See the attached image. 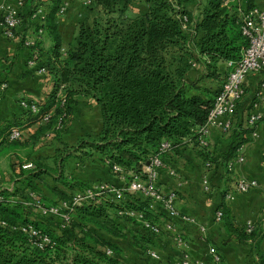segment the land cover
<instances>
[{"label":"trees","instance_id":"trees-1","mask_svg":"<svg viewBox=\"0 0 264 264\" xmlns=\"http://www.w3.org/2000/svg\"><path fill=\"white\" fill-rule=\"evenodd\" d=\"M130 1L89 0L84 6L89 18L76 23L75 33L63 50L55 16L60 0L40 4L45 8L36 21L31 15L40 5L35 2L28 10L20 44L27 40L23 38L25 30L31 29L35 38L26 46L30 51L27 60L32 59L36 67H43L49 87L42 99L26 98L36 106V112L18 105L19 118L0 123V145L19 148L22 144L19 138L7 141L5 134L12 127L20 131L36 125L33 133L57 136L50 159L54 167L51 170L40 158L29 161L32 167L27 169L21 168V164L16 168L9 164L11 185L0 186V220L8 225H29L46 235L52 244L36 247L27 242L24 234L0 225V264H121L115 255V244L90 226L119 232L123 229L122 222L112 217L133 222L116 214L121 208L143 210L150 221L163 215L147 210L140 196L124 192L120 204L75 206L71 219L61 228L57 217L41 216L24 204L26 190L34 192L47 205L67 199L75 188L87 186L76 177L61 175L63 164L71 157L77 161L99 160L108 170L116 165L119 173L129 179L127 173L143 175L141 167L156 152L161 139L171 141V151L189 144L203 162L224 169L227 161L235 156V150L250 140L253 127L238 121L219 154L198 148L196 129L204 123L219 88L200 85L198 80L186 77L187 71L198 64L199 78L222 79L224 69L219 63L240 57L246 39L239 29L236 4L223 3V0H137L144 4L143 10H139L131 7ZM190 3L196 4L197 14L186 8ZM250 3L251 0H244L242 6L248 8ZM181 16L190 24L191 35L180 27ZM38 30L49 40L46 60L38 50L41 46ZM79 96L90 98L96 105L99 129L94 136L82 134L68 144L58 134ZM45 114L47 121L40 124ZM57 123L61 125L59 129ZM53 170L56 174H50ZM45 175H51L63 187L62 190L54 183L50 186L55 192L51 202H45L38 192L39 181ZM217 207L228 238L232 235L238 241L249 240L258 264H264V254L257 249L258 238L253 231L246 233L235 227L227 208L222 203ZM144 232H139L138 237L148 243L151 234ZM104 247L114 254H105Z\"/></svg>","mask_w":264,"mask_h":264},{"label":"crops","instance_id":"crops-1","mask_svg":"<svg viewBox=\"0 0 264 264\" xmlns=\"http://www.w3.org/2000/svg\"><path fill=\"white\" fill-rule=\"evenodd\" d=\"M263 1L251 0L250 7L260 6ZM243 2L244 0H224V3L227 4H243ZM34 3L35 0H24L22 6L18 8L22 21L13 31L12 37H5L0 28V83H6V89L0 95V123L19 118L20 108L17 102L20 98L42 99L44 92L49 87L47 79L44 78L45 75L36 73L35 63L28 65L27 57L30 51L23 43L20 44L21 29L24 28L28 10ZM139 5V10H143L144 4L140 3ZM195 5L193 3L186 5L193 15L197 14ZM5 6L13 7L14 0H0V20ZM44 8V6L39 8L41 13L44 12ZM80 16L81 0H69L63 16L56 19L60 43L63 36L60 31L72 27ZM38 18L39 15L32 17L35 21ZM31 32L29 28L25 30L23 38L33 37L34 33ZM38 37L42 45L48 40L44 33ZM65 47L61 45L62 50ZM219 64L224 69V63L220 62ZM191 72L195 73L196 71L189 70L186 75ZM243 89V96L237 103L232 118L233 126L238 121L245 120L248 114L254 110L260 112L264 118V70L249 74L244 79ZM81 99L94 104L90 98L79 96V100ZM98 125L99 121L96 124L99 129ZM254 127L255 135L240 146L243 154L242 162L235 164L232 170L227 173L220 165L212 164L209 168H203L201 159L193 153L189 144L180 145L162 157L163 166L159 168L157 178L159 190L162 193L173 192L176 209L205 227L206 235L202 239L198 236L195 225L174 221L188 242L189 255L199 259L202 264H214L207 251L209 246H214L220 255L221 264H258L256 254L250 248L249 240L238 241L232 235L228 238L221 221L214 219L213 214L216 209H219L217 207L219 203L227 208L235 227L242 228L246 220L252 222V231L258 238L257 249L261 254H264V189L261 186L250 188L246 192L236 193L230 201L221 198V195L231 187L237 177L252 179L259 184L264 182V124L258 122ZM35 128L36 125H30L20 131L29 134ZM229 136L230 134L227 132L221 133L210 129L209 151L219 154ZM66 165H70V163H66ZM75 165L78 167L73 176L83 182H97L98 179H103L117 186L121 185L116 176L111 174L106 165L99 160L77 161L75 159ZM170 169L174 170L175 175L168 173ZM203 176L207 179V191H203L201 188ZM7 179L9 180V178ZM163 217L165 216L161 215L157 220L162 221ZM148 238L150 242H142V244L148 246V249L154 250L158 254V260H152L146 255L143 248L134 246L132 241L127 239L123 250L118 253L120 262L123 264H172L179 257L168 235L162 233L151 235ZM227 239L229 241L223 243Z\"/></svg>","mask_w":264,"mask_h":264},{"label":"built area","instance_id":"built-area-1","mask_svg":"<svg viewBox=\"0 0 264 264\" xmlns=\"http://www.w3.org/2000/svg\"><path fill=\"white\" fill-rule=\"evenodd\" d=\"M137 3V0H133ZM69 0H60L56 18L63 16L67 10ZM89 0H81V5L86 6ZM224 3V0H223ZM23 4V0H14V6H5L2 10L0 28L5 37H12L13 31L21 24L18 8ZM236 10L239 20V29L241 35L246 39V45L241 51L240 57L235 60L224 61V77L219 87L218 92L214 95L210 109L204 123L196 129V142L200 149L209 151L208 135L210 129H215L221 133L229 132L233 127L232 118L235 108L241 97L243 96V82L244 79L252 73H257L264 70V1L260 6H252L244 8L242 3L236 4ZM41 15V11L37 9L31 17ZM180 27L187 34H192L190 24L186 22V18L181 16L178 18ZM39 34L41 31L38 30ZM27 38L24 45H31L33 39ZM28 65L34 64L32 59L27 60ZM191 66H195L191 63ZM36 73L44 75V69L41 66L35 68ZM6 89V83H0V95ZM63 99L61 100V103ZM18 105L21 108H28L31 113L37 111L33 102H28L26 98L18 100ZM48 115H43L39 121L43 124L47 121ZM260 120L264 124V118L260 112L254 110L248 114L245 123L251 127ZM61 125L57 123L56 128L59 129ZM254 131L251 136H254ZM20 137V131L17 128H10L5 134V140H16ZM172 150L171 141L169 139H161L157 146L155 153L150 154L145 163L141 167L142 176L127 173L130 176L126 179V174H120V168L116 165H111L109 172L116 176L121 182V185H115L105 181H97L87 186L73 189L67 199H58L53 204H44L38 195L34 192L26 190V201L24 204L33 208L39 215H51L58 218L60 227H64L70 220L71 214L75 206L84 204L104 205L106 202L120 204L124 198V192L128 194H136L140 196L145 202V208L151 212H161L164 219L162 221H150L145 217L143 210H136L131 208H121L116 211L118 216H125L137 223L139 227L152 235H159L164 233L172 240L173 246L179 254V257L172 264H202L197 258H192L188 253V242L184 235L178 228V223L193 224L196 227L197 234L201 237L205 234V227L195 222V220L185 214H181L174 205L175 194L173 192L162 193L158 188L157 178L158 170L163 166L162 156L170 153ZM243 154L238 147L235 150V156L226 163V170L231 171L235 164L242 162ZM211 165L208 162H203V168H209ZM30 162L22 163L21 168H31ZM170 175H175L174 170H168ZM261 186L264 189V182L259 184L255 180L237 177L231 187L224 192L223 199L230 201L236 193L246 192L250 188ZM201 188L203 191L208 190L207 179L205 176L201 178ZM15 199H18L15 197ZM214 219L220 220L221 210L214 211ZM0 225H7L11 230L19 231L26 236L28 243L41 247V244H52L50 239L41 234L38 230L29 225L12 224L8 225L0 220ZM242 229L246 233L253 230L252 222L246 220ZM208 254L214 264H221L220 255L209 246ZM105 254H112V250L104 248ZM146 255L152 260H158V254L151 249L145 251Z\"/></svg>","mask_w":264,"mask_h":264},{"label":"rangeland","instance_id":"rangeland-1","mask_svg":"<svg viewBox=\"0 0 264 264\" xmlns=\"http://www.w3.org/2000/svg\"><path fill=\"white\" fill-rule=\"evenodd\" d=\"M45 1L47 0H35L37 5L43 4ZM139 4L140 3H136L133 0H131L129 5L131 7H134L135 9H139L140 7ZM40 7H42V5H40L39 8ZM89 16L90 14L87 8L81 5V16L75 20L74 22L75 24L72 27H68V28H65L63 31H60V33L63 35L62 42L60 45L65 47L67 41L71 38V35H73L72 33H74L76 30V23L85 17L89 18ZM39 42L41 44L40 48L38 49L40 50V56L43 58V60H46V50L49 45V40L45 41L43 45L41 41ZM189 70L194 71V72L196 71V72L188 73L189 76L186 75L187 78L190 80H198V84L200 85L203 84V85H208V86L219 88L223 80V77H224V74H223L222 79H217V80L199 78L200 73H201V67L198 64L195 67H191V69ZM224 73H225V69H224ZM44 78H47V76H45ZM98 121H99V113H98L96 105L92 104L89 101H85L82 99L79 100V97L78 98L76 97L75 103L72 105L70 117L65 120L63 129L58 134V138L67 142L68 144H71L75 141L76 138H78L82 134H89L91 136H94L97 133L96 130H98L96 126ZM241 122L243 123L244 126L247 127L244 119L241 120ZM258 122H260V120ZM258 122H256L253 126H251L253 127V131L255 128L254 126L258 124ZM33 132L28 134V132L22 133L20 131L19 141L22 142V144L17 149H8L6 145H0V186L2 187L7 186L9 188L11 185V183L7 179L9 178L10 171H11L9 164L12 165L14 168H16L18 167L19 164L26 163L29 161L33 162V160L35 161V159L40 158L42 164L48 166L51 170L53 169L54 164L50 159L54 152V146L57 144V141L55 140V137H57L56 134L54 137V135L52 136V134L43 135L42 133L35 134ZM227 133L230 134L231 130ZM228 139L229 138H226L227 141ZM191 148L193 149L192 146ZM193 153L197 155L194 149H193ZM66 163L67 164L70 163V165H66ZM201 164H203L202 160H201ZM77 167L78 166L75 165V159L71 157L67 159V161L63 164V167H62V170H60V173L61 175L63 174L64 176L69 175L70 177H74L73 173L75 172ZM224 170L226 173L229 172L226 169ZM51 172L50 174H56L54 173V170ZM48 175H45L41 179V181H39L40 183H39L38 192L45 202H51L50 199H52L51 197L55 194V192H52L50 188V186H53V183L54 185H58L63 190V187H61V185L58 182H54L52 180L53 178L51 175L50 176ZM98 181H104V180L98 179ZM87 183L92 184L94 182L86 181L85 184L88 185ZM54 199L56 200V197H53V200ZM112 218L114 219V221L117 220L119 222H122L123 229H121L119 232H116V233L106 232L98 228L96 229L94 226L93 227L90 226V229H92L94 232H97L100 235H104L105 237H107L109 241L115 244V255H117L119 259H120V256L118 253H120L123 250L124 244L126 243L127 239H130L134 246L143 248L144 251L148 249V246H143L142 239L138 237L139 232H144L145 230L143 231V229H141L137 223L132 222V221H127L123 218L116 217V216ZM205 235H206V231L203 237H201L198 234V236L202 239L205 238ZM144 243H147V242H144ZM211 247H213V249L215 250L214 246H211ZM112 254L114 253L112 252Z\"/></svg>","mask_w":264,"mask_h":264}]
</instances>
